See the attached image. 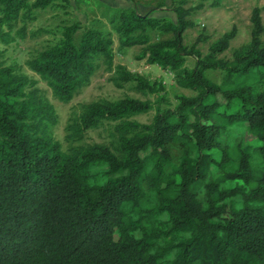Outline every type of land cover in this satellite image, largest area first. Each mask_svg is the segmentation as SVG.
<instances>
[{"label":"trees","instance_id":"1","mask_svg":"<svg viewBox=\"0 0 264 264\" xmlns=\"http://www.w3.org/2000/svg\"><path fill=\"white\" fill-rule=\"evenodd\" d=\"M67 1L0 0V45L14 41L22 18ZM207 1L220 7L228 0ZM186 5L173 6L175 22L134 11L115 17L121 50L142 47L149 65L172 72L195 95L156 108L147 124L130 119L149 113V102L85 105L69 127L72 138L117 123L110 144L64 153L50 135L57 113L37 81L0 63V264H264V12L253 10L251 41L225 60L219 56L237 29L203 56L200 39L184 42L203 6ZM151 32L170 38L153 42ZM99 61L114 68V40L75 23L28 66L69 103ZM209 70L223 73L220 84ZM115 73L119 87L136 82L155 92L122 66ZM246 134L258 144H247ZM172 145L182 149L178 165Z\"/></svg>","mask_w":264,"mask_h":264},{"label":"rangeland","instance_id":"2","mask_svg":"<svg viewBox=\"0 0 264 264\" xmlns=\"http://www.w3.org/2000/svg\"><path fill=\"white\" fill-rule=\"evenodd\" d=\"M183 0H68L58 2L46 10L32 12L31 17L20 20L14 28L12 36L14 41L9 45H0V63L13 68L16 72L27 75L37 81L42 97L47 100L57 113V124L50 127V135L60 144L64 153L78 146L94 144H110L112 133L117 123H104L96 129L86 132L83 139L75 140L69 129L74 120L82 113L83 107L92 102L103 100L118 101L127 97L149 102L153 109L147 114H140L130 120L140 123H149L156 108H173L180 96H194L195 93L180 87L175 75L157 65H149L147 59L142 57V47L120 49L118 37L114 31L115 17L123 11H134L140 15L176 21L173 6ZM186 8H203L195 10L190 19L195 27L187 30L184 42L192 46L198 40V49L205 56L210 46L234 27L237 36L231 42L230 48L219 56L220 59L231 60L234 51L249 44L251 41V16L255 8L264 12V0H228L220 7L211 5L207 0H184ZM75 23L82 27L91 28L110 35L114 40V68H107L99 61V68L88 86L81 89L69 103L57 100L47 84L40 79L28 66V61L39 52L57 44L64 32V28ZM78 33L77 38L79 37ZM153 42L170 38L157 32H151ZM264 42V35H263ZM195 64L193 58H188L186 66L192 68ZM122 66L128 72L142 76L154 87L155 92L140 89L136 82L116 85V67ZM208 78L220 84L223 73L220 70H209ZM234 134L243 137L245 129L237 127ZM244 141L247 144L257 145L254 137L246 134ZM173 164L178 165L182 156V149L177 145L171 146Z\"/></svg>","mask_w":264,"mask_h":264}]
</instances>
